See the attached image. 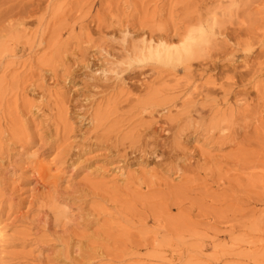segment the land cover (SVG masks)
Listing matches in <instances>:
<instances>
[{
    "label": "rangeland",
    "instance_id": "374dc122",
    "mask_svg": "<svg viewBox=\"0 0 264 264\" xmlns=\"http://www.w3.org/2000/svg\"><path fill=\"white\" fill-rule=\"evenodd\" d=\"M0 264H264V0H0Z\"/></svg>",
    "mask_w": 264,
    "mask_h": 264
},
{
    "label": "bare ground",
    "instance_id": "6f19581e",
    "mask_svg": "<svg viewBox=\"0 0 264 264\" xmlns=\"http://www.w3.org/2000/svg\"><path fill=\"white\" fill-rule=\"evenodd\" d=\"M46 174V173H45ZM47 175V174H46Z\"/></svg>",
    "mask_w": 264,
    "mask_h": 264
}]
</instances>
